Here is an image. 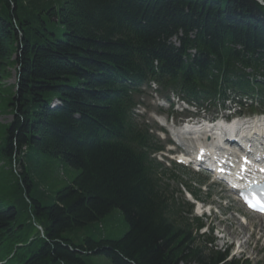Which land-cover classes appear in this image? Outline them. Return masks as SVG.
<instances>
[{
    "label": "trees",
    "instance_id": "16d2710c",
    "mask_svg": "<svg viewBox=\"0 0 264 264\" xmlns=\"http://www.w3.org/2000/svg\"><path fill=\"white\" fill-rule=\"evenodd\" d=\"M155 63L178 88L192 71L203 80L216 79L213 71L256 77L264 5L0 0V84L12 67L18 77L0 147L15 178L11 186L0 173V264H241L199 236L204 224L186 216L151 160L160 148L131 119L129 85ZM115 210L129 230L108 240L96 225Z\"/></svg>",
    "mask_w": 264,
    "mask_h": 264
},
{
    "label": "rangeland",
    "instance_id": "374dc122",
    "mask_svg": "<svg viewBox=\"0 0 264 264\" xmlns=\"http://www.w3.org/2000/svg\"><path fill=\"white\" fill-rule=\"evenodd\" d=\"M263 3L264 2L261 1L262 5ZM171 43L177 47L173 39ZM195 54L196 53H193V55ZM247 73H251V71L247 70ZM17 80V68L12 67L9 70L6 79L3 80L0 84V147L3 144L5 137L7 136V128L9 127L13 118V114L9 104L10 100L13 98V95L16 93ZM157 103L160 102H151L148 98H146V108L145 110H142V113L146 111L145 118L148 120V123H151L154 127L158 128V125L155 124V120L152 118V115L156 116L159 114H163L162 116H164L165 113L170 114L171 111L169 110V105L166 104L163 109H158L156 106ZM166 168L174 172L175 176H177L176 178H174V180H169L173 179L172 176H166V180L169 185V194L174 197L177 203H181L183 205L184 199L182 198V194L186 192L187 187H190L194 192H197L198 190L202 192L200 193L201 202H204L207 205L219 206L222 215H213L212 218H210L211 220H203L205 225H208L210 228L213 227L215 229V233L212 236L213 238H220L221 235L218 232L224 231V235L227 237V241L229 242V244L233 245L234 241L244 244L245 241H248V244L243 245L244 249L242 248L241 250L244 251V255H238V251L236 249L237 245H235L234 247L231 246L229 248L233 259L240 261L241 263L242 261H248L249 264H264V218L252 219L251 223H253V228L243 226L240 220V213L241 215H244V211L242 210L241 205H236L233 202V199H230V195H228L227 193H221V190L216 188H211L208 192V187L204 185L211 184V181H208L206 177H197L193 175L190 170H186L185 168H182L180 170H175L173 168L169 169L167 166ZM1 172L5 173L4 176L6 177V183L9 182V185L13 186L12 184L15 182V178L10 176L11 173L8 169H5L4 162L0 157V173ZM68 174L66 176V180H70L71 178L75 177L76 172L70 171V173ZM201 187L202 189H199ZM221 199V203H218V201H220ZM228 199L231 200V202H229ZM259 227L263 228L262 233L259 232ZM96 230L97 234L102 233L103 236L108 240H118L128 232L129 227L126 221L123 219L122 213L119 210H115L107 218H105L101 222V224L96 225ZM37 231L42 234V230L40 227L37 228ZM242 231H244L245 234H243ZM86 234L91 235V232L88 230H84L80 233V236L84 237ZM240 234L241 236H239ZM222 242L223 241L221 240H217L216 247L218 250H223L222 245L225 242ZM91 264H110V262L103 257H93L91 258Z\"/></svg>",
    "mask_w": 264,
    "mask_h": 264
},
{
    "label": "bare ground",
    "instance_id": "6f19581e",
    "mask_svg": "<svg viewBox=\"0 0 264 264\" xmlns=\"http://www.w3.org/2000/svg\"><path fill=\"white\" fill-rule=\"evenodd\" d=\"M257 2H261V0H258ZM261 4V3H260ZM263 5H264V3H263ZM159 122H160V120H159ZM161 124H163V122H160ZM257 126H261V125H257ZM263 129H264V127H262ZM175 133H174V135H173V139L176 141V142H178L180 145H182V146H184L185 147V145H184V138H182L183 136H184V133L185 132H187V131H184V130H182V129H180V130H175L174 131ZM215 148H217V146H215ZM232 151H229V153H234L235 152V149H231ZM186 152H187V154H185L184 156L185 157H187V158H191V152H192V148H187L186 150H185ZM218 153V152H217ZM263 155H260L259 153H258V155H257V157H262ZM247 227H252L253 228V223H249L248 224V226ZM260 228V227H259ZM261 229V232H262V228H260ZM242 233L243 234H245V232L244 231H242ZM239 236H241V234L239 235ZM243 238V237H242ZM248 244V241H245L244 242V244H242V246H241V248L243 247V245H247ZM244 249V248H243Z\"/></svg>",
    "mask_w": 264,
    "mask_h": 264
}]
</instances>
